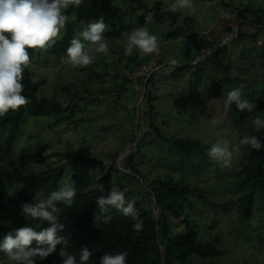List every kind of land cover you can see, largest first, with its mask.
<instances>
[{
  "label": "rangeland",
  "instance_id": "1",
  "mask_svg": "<svg viewBox=\"0 0 264 264\" xmlns=\"http://www.w3.org/2000/svg\"><path fill=\"white\" fill-rule=\"evenodd\" d=\"M155 1L159 2L160 11L166 13L159 22L150 19L143 26L158 37V53L142 57L134 49L131 56L124 55L127 37L140 27L136 25V16L120 39L112 40L103 35L109 54L93 53L94 62L87 67L72 68L53 56L50 49L36 50V55L30 58L29 69L34 73V81L41 82L37 96L61 104L64 111L48 116L25 114L11 152L1 163L7 187L3 199L15 197L30 172L48 166L65 165L61 185L68 184L70 155L82 150L99 161L90 171L91 179L103 177L113 164L117 166L119 172L113 175V189L125 194L126 204L141 202L145 207L150 206V197L143 193L145 185L141 176L152 182L157 176L174 174L192 188L204 191L205 197L193 195L191 219L199 231V241L212 243L218 254L209 259L193 256L192 264L211 261L264 264V205L256 203L251 213L245 214V206L238 201L245 191L238 189L234 173V164L239 162L243 152L240 136L251 132L250 116L255 114H250L237 127L233 120L225 117L217 100L208 99L213 84L226 77L242 78L241 87H246L244 93L257 92L264 85V66L259 64L258 55H255V63L251 58L240 57L250 46V39L227 41L228 37H237L238 24H241V33L255 32L248 23H235V16L244 7L248 8L249 15L255 10H264V0H192L194 14L186 9L170 11L174 0H147L150 5ZM74 18L72 12L70 19ZM226 23L231 25V31H226ZM87 25L82 23L81 29ZM77 38L84 42L81 35ZM223 40H226L228 55L223 57L224 51L213 54L223 45L220 44ZM262 44L260 35L251 46ZM148 75L152 76L149 83ZM146 81L148 97L144 98L138 117V104ZM227 85L225 83V91L228 92ZM193 98L202 100L203 107L195 104ZM213 121H216L215 126ZM6 133H1L0 141ZM140 139L143 140L137 148ZM180 139L200 141L203 153L194 161L192 156L180 165L178 158H169L174 153L171 149L176 147V140ZM224 139L229 141L230 150L238 146L239 151L234 153L232 165L222 168L208 151L218 140ZM130 151L140 175L122 172L126 171L125 157ZM35 153L62 156L41 164H19L21 156ZM117 178L125 185L118 184ZM0 264H13V261L4 259Z\"/></svg>",
  "mask_w": 264,
  "mask_h": 264
},
{
  "label": "trees",
  "instance_id": "2",
  "mask_svg": "<svg viewBox=\"0 0 264 264\" xmlns=\"http://www.w3.org/2000/svg\"><path fill=\"white\" fill-rule=\"evenodd\" d=\"M247 7L237 11L235 23H248L256 30L254 33H241L233 40L250 39V46L240 53L241 58L252 59L255 63V55H258L259 64L264 66V10H255L251 15L247 14ZM74 13L75 18L70 19V14ZM160 11L159 2L155 1L150 5L147 0H83L79 8L70 7L66 11L69 20L66 28L56 44L50 48V53L61 60L66 56V50L73 38L80 37L83 32L82 23L99 20L104 17L108 26L103 35L108 39L118 40L131 28V24L136 16V25L140 27L147 24L151 19L159 22L165 15ZM82 31V32H81ZM263 37V44L260 47L251 46L256 43L259 36ZM30 58L36 55V50L29 49ZM224 51L223 57L228 55V49L223 44L213 51L218 54ZM222 56V55H221ZM223 57L218 58L220 61ZM141 66V63H139ZM149 76V75H148ZM34 73L26 68L24 71V91L23 95L29 98V103L21 107L18 111L0 117V135L7 132L4 139L0 141V243L4 237L15 230L31 226L37 231H41L50 226L48 221L31 220L22 214L24 204H35L38 199H47L53 191L61 188V181L65 172V165L48 166L41 171H32L25 177V185L13 198L3 199L7 191L5 180L1 174V163L8 157L14 145L16 135L20 129L25 114L30 116H42L51 114H62L64 107L48 99H39L37 91L41 85L40 81H34ZM146 76L142 79H144ZM152 76L148 78V83ZM230 91L232 88H239L242 91V98L256 105L253 114H259L264 118V85L259 91L254 93H244L242 78L226 77L224 80L215 82L209 90L208 99L217 100L224 111L226 118L233 120L238 126L252 113L241 112L235 103L225 107L226 94L225 83ZM148 97L146 91L145 100ZM224 97V100L221 98ZM151 100V98H149ZM144 100V101H145ZM195 104L203 107L204 102L198 98H193ZM143 104V103H142ZM254 115V116H255ZM251 132L247 135H255L261 142L260 150L252 149L250 146L242 145V154L239 162L234 164L236 185L245 191L244 196L238 199L241 206H245V214L251 213L252 207L256 203L264 205V129L259 132L251 126ZM240 134V133H239ZM245 136V135H244ZM243 134L240 140L244 138ZM136 139H131L134 142ZM140 139L136 147H140ZM174 153L169 158H178L183 162L193 156V161L198 154L203 153V145L198 140L180 139L175 142ZM133 153L130 151L125 157L126 171L124 175L136 173L140 175L137 164L134 162ZM60 153L45 155L42 153L26 154L20 157L21 166L29 164L45 163L48 159L58 157ZM99 163L95 158L85 154L82 150H75L70 155L71 178L68 184L74 185L77 195L71 206L57 202L59 209L57 215L61 223L65 225L63 232L59 233L66 244L57 245L56 252L45 260L37 259V264H62L59 252L62 248L74 255L79 264L80 250L88 247L92 255L88 264H100V257L105 253L127 252V264H164V256L160 243L165 249L166 264H192L191 258L198 256L202 258H213L218 254L213 244H203L199 241V231L191 219L190 211L194 208L193 195L204 196V191L199 188H192L185 180L175 178L174 174L157 176L152 182L141 176L144 182L143 193L145 197H150V206L145 207L141 202L134 205L139 219L143 222V228L139 233L133 231V224L136 223L130 216H124L119 210L109 206L106 212H102L97 204V199L101 196L107 197L114 188L113 175L119 170L113 164L103 177L91 179L90 171L92 167ZM129 170L130 172H128ZM117 177V176H116ZM117 178V183L124 186ZM239 190V191H241ZM39 193V195H38ZM151 196L156 199L151 200ZM154 204V206H153ZM261 205V206H262ZM127 206V204L125 205ZM160 208L158 218L155 210ZM110 216L111 220L105 223V218ZM37 243L33 241L31 247L35 248ZM8 259L6 253L0 250V260ZM15 264V262H13ZM209 264H215L212 261Z\"/></svg>",
  "mask_w": 264,
  "mask_h": 264
},
{
  "label": "clouds",
  "instance_id": "3",
  "mask_svg": "<svg viewBox=\"0 0 264 264\" xmlns=\"http://www.w3.org/2000/svg\"><path fill=\"white\" fill-rule=\"evenodd\" d=\"M83 0H0V117L6 116L9 111H18L29 103V98L23 95L24 71L30 67L31 60L29 49L47 51L52 48L61 30L66 28L69 17L65 14L70 7L79 8ZM188 10L189 14L195 13L192 0H174L169 10ZM230 22V20H228ZM227 22V23H229ZM226 23V25H227ZM104 17L89 22L80 34L83 38H73L66 50V56L61 62L71 65L72 68L87 67L94 62L93 53L109 54L108 44L103 33L107 29ZM241 27V24H240ZM240 29V28H239ZM239 31V30H238ZM86 42V43H85ZM224 44V43H223ZM149 56L159 51V40L156 35L150 34L147 27L141 26L131 31L124 47V55L131 56L133 51ZM225 107L235 103L241 112L253 113L256 105L242 98V91L235 88L226 94ZM250 122L255 131L264 129V118L259 114L250 116ZM216 121H213L215 126ZM239 145L250 146L260 150L262 144L255 135H246L239 141ZM239 147L229 148L227 139L218 140L208 151L212 160L220 163L221 167H230L233 163L234 153ZM39 195V193H38ZM77 192L72 184L61 186L58 191H53L47 199H38L35 204H24L22 214L31 220L48 221L50 226L37 231L31 226L15 230V235L7 234L0 250L6 253L9 260L15 264H37V259L45 260L56 252L57 245L66 244L59 235L65 225L60 222L57 202L71 206ZM97 204L102 212L111 206L119 210L124 216H130L136 223L133 231L139 233L143 222L139 219L133 203L126 205L125 194L122 191L111 190L107 197L101 196ZM111 217L105 218L108 223ZM33 241L37 243L31 247ZM92 253L88 247L80 250L79 264H88ZM62 264H77V259L66 248L59 252ZM127 252L105 253L100 257V264H127Z\"/></svg>",
  "mask_w": 264,
  "mask_h": 264
},
{
  "label": "water",
  "instance_id": "4",
  "mask_svg": "<svg viewBox=\"0 0 264 264\" xmlns=\"http://www.w3.org/2000/svg\"><path fill=\"white\" fill-rule=\"evenodd\" d=\"M227 22H229V21H227ZM239 28H240V24H238V25L236 26V31H237V32H238ZM231 30H232L231 25H226V31H231ZM234 38H236V37H228V38H227V41H228V40H233ZM225 42H226V40H223L220 44L222 45V44L225 43ZM147 81H148V79H147ZM147 81H146V83H145L144 86H143V89H144V90H143V92H142V95H141V98H140V101H139V104H138V109H137L138 117H139L140 112H141V104H142V102H143V100H144V98H145V95H146ZM136 134L139 136L138 127H137V133H136ZM128 151H129V150H128ZM128 151H127V152H128ZM142 185L144 186V182L142 183ZM144 187H145V186H144ZM153 200H154V202H155V204H156V199H155L154 196H153ZM155 213H156L157 217L159 218V217H160V208H157V209L155 210ZM158 241H159V243H160L161 251H162V254H163V256H164L163 262H164V264H166V262H165V249H164L163 246L161 245V241H160V239H158Z\"/></svg>",
  "mask_w": 264,
  "mask_h": 264
}]
</instances>
